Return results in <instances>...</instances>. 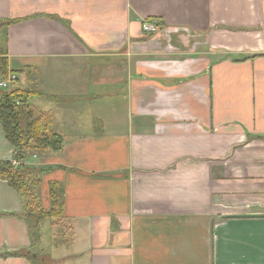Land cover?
<instances>
[{
  "label": "crops",
  "instance_id": "0c3cea01",
  "mask_svg": "<svg viewBox=\"0 0 264 264\" xmlns=\"http://www.w3.org/2000/svg\"><path fill=\"white\" fill-rule=\"evenodd\" d=\"M0 18H22L3 34L18 84L59 106L62 148L20 164L44 168L45 208L61 182L67 226L57 243L43 219L32 246L0 216V264H264V0H0ZM22 211L0 179V212Z\"/></svg>",
  "mask_w": 264,
  "mask_h": 264
},
{
  "label": "trees",
  "instance_id": "16d2710c",
  "mask_svg": "<svg viewBox=\"0 0 264 264\" xmlns=\"http://www.w3.org/2000/svg\"><path fill=\"white\" fill-rule=\"evenodd\" d=\"M22 18H0V79L8 78L11 73L23 71L11 67L8 52L4 47V29L11 23L20 22ZM162 23L161 19L150 18ZM160 28V26H159ZM18 76L8 87L0 86V122L7 140L15 148L13 159L26 161L32 154H46L58 151L63 146V137L57 133L53 125V113L43 110L32 102L33 95H41L37 89L25 88L18 84ZM43 167L36 165L20 164L14 166L10 160L0 161V179L17 190L22 199L23 211L21 213L0 212V216H19L29 223L32 246H35L41 237L40 223L43 219L53 220L57 228L56 242L60 241L64 223V188L60 181H51L50 200L51 206L42 205L40 188L42 184L41 172ZM7 254L22 255L30 259L33 264L41 263L39 256L31 252L14 251Z\"/></svg>",
  "mask_w": 264,
  "mask_h": 264
},
{
  "label": "rangeland",
  "instance_id": "374dc122",
  "mask_svg": "<svg viewBox=\"0 0 264 264\" xmlns=\"http://www.w3.org/2000/svg\"><path fill=\"white\" fill-rule=\"evenodd\" d=\"M25 80H27L26 78L25 79H23V81L21 82V86H24L25 85ZM33 97H34V99L36 98V95H33ZM44 104V108H45V110H48V109H51V110H53L55 113H57L58 114V108H59V106L55 103V101L54 100H49V101H47V102H45V103H43ZM81 112H82V115H83V117H82V120L84 121V122H88L89 120H88V118H89V111H88V109L87 108H84V109H82V110H80ZM72 112H74V110L72 111ZM32 156V155H31ZM30 156V157H31ZM17 166H19V165H17ZM47 221H50L49 219H45L44 220V222L43 223H47ZM48 223H50V222H48ZM43 228H44V230H45V237L47 238L48 237V229H49V224L47 225V224H44V226H43ZM64 229H67V226H65L64 225V227H63V231H64ZM57 232H59V231H57ZM46 242H48L47 240H45ZM40 261V260H39Z\"/></svg>",
  "mask_w": 264,
  "mask_h": 264
},
{
  "label": "built area",
  "instance_id": "2783aa9c",
  "mask_svg": "<svg viewBox=\"0 0 264 264\" xmlns=\"http://www.w3.org/2000/svg\"><path fill=\"white\" fill-rule=\"evenodd\" d=\"M159 29V26L154 22L147 21L143 23V30L147 33H156L159 31ZM16 77V73H11L8 78L0 79V86L3 88L8 87L10 83L16 79ZM20 163L21 162L18 160L13 161L14 166L20 165Z\"/></svg>",
  "mask_w": 264,
  "mask_h": 264
},
{
  "label": "water",
  "instance_id": "95a60500",
  "mask_svg": "<svg viewBox=\"0 0 264 264\" xmlns=\"http://www.w3.org/2000/svg\"><path fill=\"white\" fill-rule=\"evenodd\" d=\"M35 256V255H34Z\"/></svg>",
  "mask_w": 264,
  "mask_h": 264
}]
</instances>
